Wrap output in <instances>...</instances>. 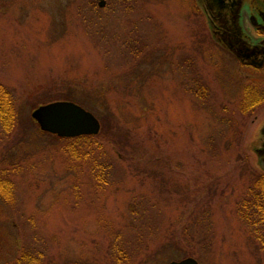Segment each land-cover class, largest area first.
I'll list each match as a JSON object with an SVG mask.
<instances>
[{
    "label": "rangeland",
    "instance_id": "obj_1",
    "mask_svg": "<svg viewBox=\"0 0 264 264\" xmlns=\"http://www.w3.org/2000/svg\"><path fill=\"white\" fill-rule=\"evenodd\" d=\"M209 27L201 0H0V83L19 114L10 130L0 121L13 189L0 264H264L236 213L264 169V102L238 111L264 64H242ZM57 99L100 120L74 153L31 116Z\"/></svg>",
    "mask_w": 264,
    "mask_h": 264
},
{
    "label": "trees",
    "instance_id": "obj_2",
    "mask_svg": "<svg viewBox=\"0 0 264 264\" xmlns=\"http://www.w3.org/2000/svg\"><path fill=\"white\" fill-rule=\"evenodd\" d=\"M94 1V0H90ZM190 62V59H188ZM197 87L194 93L197 97L205 99L207 97V86L202 83L198 78L195 79ZM8 87L0 83V121L5 130H10L19 123V114L15 108L14 99ZM264 102V86L263 82L246 83L242 87V93L239 100L238 111L243 115H248L253 112L257 106ZM28 120L35 121L30 117ZM39 129L38 126H36ZM42 131V130H40ZM59 140L70 141L67 145L63 146L66 152L74 153V144L80 139H89L96 134H80L76 136H59L54 133L46 132ZM99 134V133H98ZM97 177L104 180L102 172L110 166L109 163H98ZM4 168H0V196L2 199L8 201L13 200V189L11 181L4 177ZM256 171V170H255ZM236 213L246 223L255 236L259 250L264 257V169L258 170L254 173L251 183L248 185L245 194L238 201L236 205ZM180 243L179 240L175 242ZM121 251V248H119Z\"/></svg>",
    "mask_w": 264,
    "mask_h": 264
},
{
    "label": "flooded vegetation",
    "instance_id": "obj_3",
    "mask_svg": "<svg viewBox=\"0 0 264 264\" xmlns=\"http://www.w3.org/2000/svg\"><path fill=\"white\" fill-rule=\"evenodd\" d=\"M201 5L212 34L242 64H264V7L257 0H201ZM259 131L262 139L257 148L264 152V122Z\"/></svg>",
    "mask_w": 264,
    "mask_h": 264
},
{
    "label": "water",
    "instance_id": "obj_4",
    "mask_svg": "<svg viewBox=\"0 0 264 264\" xmlns=\"http://www.w3.org/2000/svg\"><path fill=\"white\" fill-rule=\"evenodd\" d=\"M105 1L97 0V3L102 6ZM31 116L41 130L59 136L95 134L100 129V120L92 111L69 99L40 103L31 110ZM255 150L260 158V165L264 168V161H262L264 152L258 148ZM166 264H199V262L194 256L186 255L179 259H171Z\"/></svg>",
    "mask_w": 264,
    "mask_h": 264
}]
</instances>
